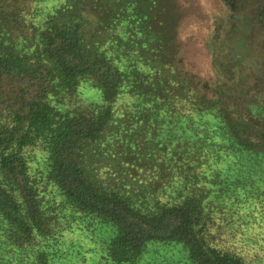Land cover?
I'll return each mask as SVG.
<instances>
[{"label": "trees", "instance_id": "16d2710c", "mask_svg": "<svg viewBox=\"0 0 264 264\" xmlns=\"http://www.w3.org/2000/svg\"><path fill=\"white\" fill-rule=\"evenodd\" d=\"M221 1L205 80L179 0H0V264H256L264 0Z\"/></svg>", "mask_w": 264, "mask_h": 264}, {"label": "rangeland", "instance_id": "374dc122", "mask_svg": "<svg viewBox=\"0 0 264 264\" xmlns=\"http://www.w3.org/2000/svg\"><path fill=\"white\" fill-rule=\"evenodd\" d=\"M179 2L184 8H189L184 10L185 15L178 31L180 53L185 67L200 78L209 80L214 76L211 67L214 49L228 25L230 14L225 11L221 0H179ZM245 68L248 71L247 66ZM82 93L86 101L93 98L90 92ZM102 165L97 164L98 167L100 166L98 174L101 178L108 180V174ZM257 214L251 211V215L255 217H250L247 224L238 226L235 223L234 226L240 227L237 234L227 231L220 238L223 244L234 247L256 264H264V222H262L264 219H259ZM218 226L221 231L223 223L220 222Z\"/></svg>", "mask_w": 264, "mask_h": 264}]
</instances>
